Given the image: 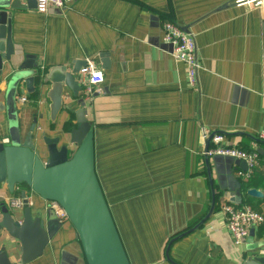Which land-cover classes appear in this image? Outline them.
<instances>
[{"label": "crops", "instance_id": "obj_1", "mask_svg": "<svg viewBox=\"0 0 264 264\" xmlns=\"http://www.w3.org/2000/svg\"><path fill=\"white\" fill-rule=\"evenodd\" d=\"M28 2L9 10L15 54L4 63V75L30 56L44 75L54 66L72 72L92 59L105 78L88 100L82 80L78 96L67 85L40 80L33 93L22 84L12 104L0 96L1 141L11 142L16 113L22 140L37 120L38 147L44 136L59 137V146L73 150L70 132L83 107L94 132L96 174L131 264H248L254 255L264 256V223L235 245L221 209L227 201L264 215V197L243 193L242 202L235 199L240 183L243 192H264V7L241 0H75L40 13ZM166 21L195 37L201 64L196 87L162 40ZM20 94L28 97L25 105H17ZM212 134H223L227 146L258 153L250 178L240 174L238 159L206 155ZM25 189L10 193L0 183V206ZM27 196L33 216L48 220L46 201L30 190ZM14 209L22 219L21 209ZM55 219L61 226L29 264H87L74 226ZM185 232L170 247L174 262L168 260L170 240Z\"/></svg>", "mask_w": 264, "mask_h": 264}, {"label": "water", "instance_id": "obj_2", "mask_svg": "<svg viewBox=\"0 0 264 264\" xmlns=\"http://www.w3.org/2000/svg\"><path fill=\"white\" fill-rule=\"evenodd\" d=\"M28 3L30 7H37L36 0H29ZM26 7L20 0H0V86L5 82V88H0V96L8 104H12L22 84L28 92L33 93L36 91L37 80L43 85L49 81L67 85L74 96H78L83 88L76 77L80 67L67 72L64 66H54L42 75L40 71L36 72L38 64H32L29 56V61H25L17 69L11 67L4 75L7 68L4 63L10 62L15 54L12 15L9 10ZM1 106L5 108V102H2ZM76 114V127L70 132V142L75 147L73 150L66 144L59 146V137L44 136L43 145L38 147L35 139L37 120H34L24 140L21 139L15 124L10 144H4L0 138V183H5L10 193H14L18 186L27 188L21 192L25 202L20 208L22 219L20 211H16L14 207L6 203L0 206V264H29L41 257L61 226L52 210L48 220L33 216L31 206L26 202L28 190L45 201H56L62 206L77 231L87 264H131L96 174L94 132L91 123L83 107ZM212 137L213 134L209 137L208 144ZM214 158L229 157L216 155ZM237 162L241 164L243 171L248 170L246 161ZM207 168L211 177L209 164ZM240 187L235 198L237 201L242 202L243 193L252 198L264 197L262 190L249 188L243 192L242 183ZM213 210L214 202L209 214L200 224L210 217ZM188 232L170 240L166 252L168 260L173 261L169 254L172 243ZM247 263L264 264V256L256 254Z\"/></svg>", "mask_w": 264, "mask_h": 264}, {"label": "built area", "instance_id": "obj_3", "mask_svg": "<svg viewBox=\"0 0 264 264\" xmlns=\"http://www.w3.org/2000/svg\"><path fill=\"white\" fill-rule=\"evenodd\" d=\"M26 3L27 0H20ZM249 4L253 8H263L264 0H241ZM75 0H36L37 11L47 13L51 8L60 10L66 9ZM162 40L165 44L171 45L169 53L180 62H183L187 67L190 85L197 86L198 72L201 64L197 56V46L194 35L186 31L183 27L173 21H166L162 24ZM79 79L85 85L83 90V99L88 100L96 92L101 90L100 86L104 82V72L100 69L96 62L92 59H87L85 65L79 71ZM20 105H25L28 102V97L25 94H20L17 99ZM259 138L264 139V131L259 135ZM225 136L223 134H213L212 142L214 146L206 152L209 157L221 155L238 160H244L247 163L248 170L240 172L244 178H250L258 166L259 155L255 150H244L234 146H227L224 143ZM4 144H8V138L3 139ZM27 204L31 206L33 202L26 196ZM9 206L22 208L25 204L24 198L15 197L8 200ZM47 208L52 210L61 221H69L68 216L62 206L56 201H46ZM222 212L225 215V221L230 235L235 245L243 244L250 236L251 230L264 223V215L253 209L250 206L236 207L230 202L223 201L221 205ZM264 254V250L261 251Z\"/></svg>", "mask_w": 264, "mask_h": 264}, {"label": "rangeland", "instance_id": "obj_4", "mask_svg": "<svg viewBox=\"0 0 264 264\" xmlns=\"http://www.w3.org/2000/svg\"><path fill=\"white\" fill-rule=\"evenodd\" d=\"M17 100V99H16ZM17 105H18V102H17ZM17 107V106H16ZM52 107H55V111H56V108H57V104H55L54 106H52ZM17 122H18V117H17V114L15 113V115H14V118L12 119V126H11V128H10V131H11V134L13 133V125L14 124H17ZM249 239V238H248Z\"/></svg>", "mask_w": 264, "mask_h": 264}, {"label": "trees", "instance_id": "obj_5", "mask_svg": "<svg viewBox=\"0 0 264 264\" xmlns=\"http://www.w3.org/2000/svg\"><path fill=\"white\" fill-rule=\"evenodd\" d=\"M217 199V198H216Z\"/></svg>", "mask_w": 264, "mask_h": 264}]
</instances>
